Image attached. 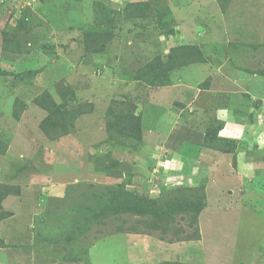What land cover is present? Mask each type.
Segmentation results:
<instances>
[{"label":"rangeland","instance_id":"374dc122","mask_svg":"<svg viewBox=\"0 0 264 264\" xmlns=\"http://www.w3.org/2000/svg\"><path fill=\"white\" fill-rule=\"evenodd\" d=\"M82 27L110 31L111 39L88 51ZM181 44L198 45L219 67L236 60L248 68L245 86L264 93V0H0V183L21 186L2 205L21 219L0 220V264H264V148L257 142L264 123L243 116V134L216 143L232 147L234 176L226 161L165 167L189 138L188 121L159 108L149 82ZM202 63L175 67L170 78L189 76L182 70L192 66L203 78L209 69ZM57 107L64 128H44ZM133 114L142 116V140L111 125L123 120L126 127ZM107 186L159 203L196 198L207 207L197 224L175 215L166 233H148L138 215H109L70 255L65 229L93 197L107 200ZM199 232L203 240H190Z\"/></svg>","mask_w":264,"mask_h":264},{"label":"trees","instance_id":"16d2710c","mask_svg":"<svg viewBox=\"0 0 264 264\" xmlns=\"http://www.w3.org/2000/svg\"><path fill=\"white\" fill-rule=\"evenodd\" d=\"M136 13L137 12H135L132 15L135 16ZM81 31L83 32L85 45L88 51H94L97 53L103 50L106 43L109 42L111 39L110 31L107 32L93 31L87 27H82ZM170 33H173V31ZM97 41H102V42L97 43ZM195 62L198 63L205 62V58L202 53V50L198 45L181 44L178 46H174L170 49V54L167 61L158 68H155L154 72L151 75L153 76L152 80L149 83L152 84V86H156L157 88L172 84L173 78L172 77L170 78V71L173 68L178 66H185L187 64L195 63ZM64 114L65 112L62 111L60 107H57L47 116V118L44 119V121L46 122L43 124V127L52 128L55 129L56 131L58 129L62 130L64 126L62 124L63 121H61L62 119L61 117L64 116ZM120 121L118 122V125L112 122L111 125L120 132H127L137 140H142L143 123H142L141 114H133L132 119L126 120L125 121L126 127H124L123 120ZM223 124L224 122L221 121L211 122L205 134L204 144L206 146H208L209 144L218 143L219 141L218 132L223 126ZM111 125L109 126L111 127ZM223 140L231 141L230 139H226V138L221 139V141ZM214 145L225 151L233 152L232 147L231 148L227 147L225 149L218 144H214ZM129 181L131 182V179H129ZM200 185H202V183L198 184V186ZM98 189L97 188L93 189L92 193L94 194V192H96ZM106 190L108 191V197L105 202L99 203L98 198L95 197L94 199L92 195L93 197L92 203L88 204L85 210L80 211V213L74 214V216L72 217V225L70 226L68 225L67 229H65L66 232L64 235L65 240H63V242L65 243L68 242L72 244V249L70 251L73 250L75 251L70 255H74L79 251L83 250L82 248L83 246H79L78 243L76 242L77 240H79L80 236L84 235L86 231L95 224L103 222V219L109 215H116L121 213L138 215L142 217V222L148 228V233L153 230L155 231L159 230L162 231V233H166L168 231L167 227L169 222L171 220L173 221L175 219V215L177 214H181L182 217H186V215H188L190 216L191 221H196L195 224H197V219H198L197 214H200L207 205V202L205 200H199L196 198L194 199L188 198L183 200L175 198L173 200L168 199L165 203H159V201L155 198L146 197L141 194L135 195L134 192L130 190L128 192L124 190L121 191V190H117L116 187H111V186H107ZM203 192L205 194V191ZM16 194H21L20 185H15L11 183L8 184L4 182L0 183V207L3 208L2 205L5 203V201L12 195H16ZM12 215H14L13 212L11 211L8 212L3 208L0 211V220H5L11 217ZM58 216H60V213L58 214ZM81 217L84 220H82ZM69 219L70 217L68 218V220ZM135 230L139 232L138 229ZM178 231L182 232V230H178ZM34 233L36 235V239L38 242L40 234L37 231H34ZM198 234L197 237L196 236L192 237V239L200 238V232ZM162 239L164 238L162 237ZM3 240H0V244L4 243ZM70 255L67 256L65 253L63 259L71 260L72 256ZM88 262L90 263L91 260L89 259ZM174 263L175 262L170 260H164L159 264H174ZM188 264H192V263H188Z\"/></svg>","mask_w":264,"mask_h":264},{"label":"crops","instance_id":"0c3cea01","mask_svg":"<svg viewBox=\"0 0 264 264\" xmlns=\"http://www.w3.org/2000/svg\"><path fill=\"white\" fill-rule=\"evenodd\" d=\"M202 64L204 65V67L209 69V72L205 77L199 78L195 75V70L200 66H192L190 67V72L187 69L182 70L186 74H190L189 76H183L181 74V77L173 78L172 84L158 88L156 96L160 98L158 102L162 104L159 108L163 110L165 109V107L169 108L171 112H173V114L177 116V119L175 120L179 121L180 123H182V121H185L182 116H184V118H186V121H188L185 124H182L187 127V129H185V132L190 134L189 138L183 140L179 148L173 146L174 148H176V161H178L179 163H184V159L187 162H190L194 159L195 165H198V169H201L203 165H208V167H215L220 163V161H226L227 165L230 166L231 169H227L228 172L230 174L232 173L234 176V166L230 163L231 157L229 156L234 152L225 151L215 146L214 144L216 143L206 146L204 144L206 130L213 121L224 122L221 129L224 128L226 124H230L233 126L238 125L242 128L237 119H242L243 116L250 115H253L255 119H258L257 121H254L255 123H257V125H263L261 120L264 119V93L258 95L251 92L250 89L245 86L246 80H243L241 76L243 75V71L248 73V68H243V66L239 65L236 60L234 66L228 64V68H225L224 66L219 67L212 64L210 61H205ZM262 74L263 73L257 72L255 75ZM185 79L189 81L197 80V82L189 83ZM182 89L186 90L187 92L184 93V90ZM187 93L189 98L187 97ZM254 96L258 97L255 98ZM258 98H260L262 101L260 103H255L254 106V101H259ZM219 109L229 110V118L227 121L217 119V111ZM249 109H252V111ZM246 110H248V112H246ZM237 113L241 115L240 118L237 117ZM175 130L178 131V127H176ZM181 131H183V129ZM232 131L234 132L235 128H233ZM218 137L219 141H221L222 138L230 140L236 138L235 136L219 135ZM181 139L182 138H180V140ZM179 156H181V159L178 158ZM171 159L173 158L171 157ZM174 173L175 172L173 171L172 173L167 174ZM180 173H182L184 176L187 174V172L184 173L183 171H180ZM196 177L198 178V180L200 179L199 174L196 175ZM229 191L231 193L232 191H234V188H230ZM203 212L204 211H202L201 215L199 216V218L201 219L203 216ZM20 215V213H15L11 217L3 220L1 223H18L17 219L20 218ZM203 238L204 237L201 233L200 238H193L190 240H203Z\"/></svg>","mask_w":264,"mask_h":264},{"label":"clouds","instance_id":"9594fccd","mask_svg":"<svg viewBox=\"0 0 264 264\" xmlns=\"http://www.w3.org/2000/svg\"><path fill=\"white\" fill-rule=\"evenodd\" d=\"M163 39V37H161ZM229 118V110L228 109H219L217 111V119L220 120H228ZM262 123H264V119L261 120ZM235 128V131L233 132L232 129ZM243 134V129L239 126H233L230 124H226L224 128H222L219 132V136H235L238 138L240 135ZM257 142L261 148H264V132H261L257 137ZM165 167H172L173 169L181 168V164L176 161L172 160L171 162L167 163ZM247 167L251 168V165H247ZM35 235V234H34ZM63 241V240H62ZM68 243V242H66ZM66 246V245H65Z\"/></svg>","mask_w":264,"mask_h":264}]
</instances>
